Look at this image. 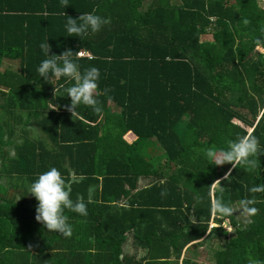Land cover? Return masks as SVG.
I'll return each instance as SVG.
<instances>
[{
	"label": "trees",
	"instance_id": "trees-1",
	"mask_svg": "<svg viewBox=\"0 0 264 264\" xmlns=\"http://www.w3.org/2000/svg\"><path fill=\"white\" fill-rule=\"evenodd\" d=\"M93 9L111 23L69 36L67 16ZM46 40L49 55H90L74 61L99 69L102 116L80 105L72 119L74 82L40 78ZM0 99V264H198L183 251L213 239L214 264H264V193L249 192L264 185V155L253 171L232 169L222 194L209 187L231 165L206 156L249 132L264 147L259 0H0ZM52 167L87 206L65 210L70 238L35 220L30 185ZM253 195L250 223L211 215L213 198L233 207ZM129 235L145 256L124 253Z\"/></svg>",
	"mask_w": 264,
	"mask_h": 264
},
{
	"label": "clouds",
	"instance_id": "clouds-1",
	"mask_svg": "<svg viewBox=\"0 0 264 264\" xmlns=\"http://www.w3.org/2000/svg\"><path fill=\"white\" fill-rule=\"evenodd\" d=\"M61 6L67 8L68 0H61ZM62 14L66 15V13ZM67 17L66 30L69 36L82 38L88 36L89 33H98L105 25L111 23L110 19L97 15L95 9L92 12L81 14L78 19L70 16ZM47 41L39 45L47 57L40 63L37 69L40 78H43L45 82H59L61 78H67L74 82L71 87L64 89L66 95L70 97L71 103L65 107L71 114L72 119L79 117L77 109L80 105L89 107L94 114L102 116L103 108L101 102L96 98L98 81L100 79L99 69L89 67L81 72L80 66L74 61V57L80 56V51L74 54L69 49L60 55H49L52 52V47ZM259 43L260 41H257L258 46ZM107 59L110 60V58ZM62 87L63 85L59 84L54 86V96ZM107 91L105 89V92ZM56 110H58V107H54L53 111ZM262 155H264V147H261L258 138L250 132L246 135L238 136L234 141H229L226 150L217 152L214 147L207 149L206 156L216 167H222L225 164L231 165V169L225 173L224 177L216 179L210 185V193L214 194L219 191L222 194L225 191V187L221 185L224 180H230L232 169L240 167L248 171L257 169L260 166L259 157ZM249 192L252 194L264 193V185H255L249 189ZM30 194L38 202L35 210V220L42 224L49 232L59 233L64 238H70L73 234V229L68 223L65 210L82 216L88 214L87 206L82 198L77 197L76 201H73L70 183L66 181L65 177L55 167L38 176L30 185ZM166 195V190L161 192L162 197ZM256 203L257 200L254 195L252 198H244L239 201L240 213L244 216L245 224L250 223L251 217L258 214V209L254 206ZM210 211L213 217L224 220L231 217L235 209L225 203L221 196L211 200ZM212 224L210 223V225Z\"/></svg>",
	"mask_w": 264,
	"mask_h": 264
},
{
	"label": "rangeland",
	"instance_id": "rangeland-1",
	"mask_svg": "<svg viewBox=\"0 0 264 264\" xmlns=\"http://www.w3.org/2000/svg\"><path fill=\"white\" fill-rule=\"evenodd\" d=\"M259 5L261 7H264V0H259ZM204 40H210L211 39V36L210 35H207V36H204L203 37ZM17 67L18 64L17 62H14V63H11L9 61H5L3 63V68H6V67ZM0 103H1V99H0ZM182 129V125H180L178 127V130L181 131ZM158 158V161L154 160L155 162H160L162 160L161 158V154L158 153L156 154ZM160 157V158H159ZM147 158H152V159H155L153 157H147ZM237 207L234 211V215H235V219L238 223H240L241 221V217H244L241 215L240 213V209L238 208L239 206H235ZM211 227H213L214 225H210ZM228 226V225H226ZM226 228V227H225ZM231 228V227H230ZM229 232V235H231V233L233 232V228L232 229H229L228 230ZM222 244V240H218V239H213L211 240L210 242H205L199 249H198V252L197 254L195 255H192V254H189L188 251L186 253V256L190 257L192 260H194L193 258H195V261L198 263V264H214V253L219 249L220 245Z\"/></svg>",
	"mask_w": 264,
	"mask_h": 264
},
{
	"label": "crops",
	"instance_id": "crops-1",
	"mask_svg": "<svg viewBox=\"0 0 264 264\" xmlns=\"http://www.w3.org/2000/svg\"><path fill=\"white\" fill-rule=\"evenodd\" d=\"M1 183L3 184V185H5L4 183H5V181L3 180V181H1ZM29 196L31 197V194H29ZM30 197L28 198V200H30ZM27 206L29 205V203H25ZM31 204V203H30ZM235 206H239V204H235V205H233V209H236L237 207H235ZM239 209H240V206L238 207ZM242 219H241V221L240 222H242V221H244V217H241ZM83 220H85V221H87V222H89L88 220H89V217H88V220L87 219H83ZM130 237H128V239H127V242H125L124 243V245H123V251H124V253H127V254H129V255H134V254H136L137 256V258H140V257H142V256H145L146 255V253H147V251L146 250H142V249H140V248H138V247H136V245L132 242V238H131V235H129ZM208 242H210V240L208 241ZM205 243V242H204ZM203 243V244H204ZM203 244H201V246L203 245ZM201 246H199V247H192V252H188L189 254H192V255H195V254H197V252H198V249L201 247ZM194 249H196V250H194ZM185 250H186V248H185ZM185 250L183 251V256H185L186 255V253H187V251L185 252ZM194 259V261H195V258H193Z\"/></svg>",
	"mask_w": 264,
	"mask_h": 264
},
{
	"label": "built area",
	"instance_id": "built-area-1",
	"mask_svg": "<svg viewBox=\"0 0 264 264\" xmlns=\"http://www.w3.org/2000/svg\"><path fill=\"white\" fill-rule=\"evenodd\" d=\"M90 57V55L86 52H80V56L79 57ZM211 227V226H210Z\"/></svg>",
	"mask_w": 264,
	"mask_h": 264
},
{
	"label": "water",
	"instance_id": "water-1",
	"mask_svg": "<svg viewBox=\"0 0 264 264\" xmlns=\"http://www.w3.org/2000/svg\"><path fill=\"white\" fill-rule=\"evenodd\" d=\"M223 167H224L225 170H228V166L226 164L223 165Z\"/></svg>",
	"mask_w": 264,
	"mask_h": 264
}]
</instances>
